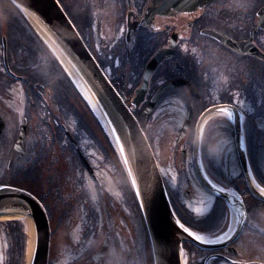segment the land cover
Listing matches in <instances>:
<instances>
[{"label":"flooded vegetation","instance_id":"af4514ba","mask_svg":"<svg viewBox=\"0 0 264 264\" xmlns=\"http://www.w3.org/2000/svg\"><path fill=\"white\" fill-rule=\"evenodd\" d=\"M203 2L201 6L179 9L176 0H168L162 9L166 4L163 0H88L89 7L81 8L78 3H72L70 9L79 19L81 16L94 19L97 33L103 29L102 24L97 25L99 20H111L107 42L103 45L98 42L97 49L105 64L107 62L111 82L122 92L130 108H133L130 101L142 81L146 65L157 54L165 53L148 79L144 100L135 110L142 123L145 121L155 151L158 148L153 137L162 131L174 135L169 141L172 150H165L167 155L163 160L165 164L170 159L169 167L175 171L176 179H180L171 191L166 182L168 175L163 176L173 208L176 203L182 206L178 201L181 198L179 189H199L200 186L194 145L202 115L207 114L202 118L198 156L201 169L209 178L218 174L232 178L234 171H239L237 160L233 163L234 171L229 170L230 161H223L225 170L218 167L222 160L210 152L216 146L235 148V131L230 116L223 111L208 115L209 110L227 106L232 110L233 120L236 115L240 118L243 131L247 125L252 138L264 140V13L258 14L264 8V0ZM17 14L21 17L11 0H0L2 177L30 180L35 172L45 173L47 178L41 195L45 199L55 196L58 210L60 233L56 237V264H155L142 218L140 223L139 213L128 201L125 190L117 188V193L105 190L102 202L90 201L87 179L92 183V192L97 185L79 152L95 174L105 167L106 158L101 154L102 162L98 159L94 165L85 151L82 137L89 139L90 130L94 128L86 117L83 127L86 132L80 128L79 93L72 85L69 87L70 81L62 66L54 59L48 60L46 50L39 51L33 44L32 52L22 51L18 61L23 65L18 67L16 44L11 38ZM224 37L244 43L240 48L247 51L233 50ZM168 81L182 84L165 91L145 120L142 111L154 92ZM189 111V127L179 138ZM24 126V146L15 152L12 165L7 168L13 145ZM158 143V147L165 145L162 141ZM259 157L258 150L254 154V164L259 162ZM260 170L264 171V165ZM66 177L68 183L64 180ZM99 178L101 185H105ZM250 198L252 202L245 204L244 224L237 235L230 237L229 243L220 242L217 247L208 248L182 239L181 264H264V202ZM187 215L181 223L200 235L202 241H220L229 231L227 210L221 212L215 229L196 226L203 218ZM122 221L123 228L119 226ZM95 224L96 233L84 234ZM241 238L246 240L241 241ZM105 241L107 250L98 259L93 258ZM244 248L252 252L258 249L261 253L244 254Z\"/></svg>","mask_w":264,"mask_h":264},{"label":"water","instance_id":"95a60500","mask_svg":"<svg viewBox=\"0 0 264 264\" xmlns=\"http://www.w3.org/2000/svg\"><path fill=\"white\" fill-rule=\"evenodd\" d=\"M13 1L17 3L21 9L25 8L38 21L44 32H47L50 35L59 49H61L73 62L78 74L88 87V91L91 93H88V95L97 100L99 105L105 111L106 116L111 123L115 138L114 135L112 136L121 158L126 164L127 173L129 176L132 174V178L131 176L129 178L149 230L155 251L156 264H176V259H174L176 253L173 250V246L176 241L172 239V242L170 239L171 234L174 232L172 222L170 220L171 211L165 197L162 181L152 151L143 130L138 123V120L133 115L132 110L127 106L122 95L115 90L113 85L106 78L95 58L86 48L84 42L81 40L77 31L56 0ZM163 1L166 4L162 9H165L168 4V0ZM203 1L207 0H176V4L179 9H187V7L194 8L196 5L201 6L204 3ZM263 13L264 8L260 9L258 12L259 16H262ZM127 28V35H129L128 25ZM53 41H50L51 43H49L52 45ZM226 43L236 51H240V47L244 45L241 42H233L229 39H227ZM164 55V52L157 54L147 64L143 74V81L136 90L131 101V104L134 105L135 109L140 102L143 101L148 76L162 60ZM179 84H182V82L169 81L160 86L151 97L146 111L153 106L155 101L165 90ZM188 122L189 117L181 130L180 137L183 136ZM2 127L3 123L0 119V132ZM235 128L236 148L240 164L245 171L246 165L243 157L244 155L240 148L237 122ZM25 136L26 130L24 126L21 127L18 139L11 151L9 166L12 163L16 150H19L24 146ZM79 154L82 163L87 167L90 174L94 178L92 169L82 157L81 153ZM197 174L203 186L211 194L219 196L231 203L238 204L242 208V220L244 219V205L239 197L212 187L202 177L198 167ZM244 175L250 193L256 198L264 201V195L256 191L251 186L246 173ZM133 180H135V184H133ZM137 192H139L140 195H137ZM9 206H18L26 209L28 215L33 221L35 229V244L30 264H47L50 227L48 217L42 203L37 197L27 190L13 186H0V209ZM106 249L107 242L95 258L102 255Z\"/></svg>","mask_w":264,"mask_h":264},{"label":"rangeland","instance_id":"374dc122","mask_svg":"<svg viewBox=\"0 0 264 264\" xmlns=\"http://www.w3.org/2000/svg\"><path fill=\"white\" fill-rule=\"evenodd\" d=\"M65 1H68V0H65ZM89 5H88V7H89ZM1 18H2V16H1ZM24 21L27 23V25L30 24L29 21L26 18H24ZM104 21L105 20H99V22H97V25L102 24V26H103V29L100 32L101 34L97 33L96 24L94 25V28H95V31H96V36H97L96 39L94 40V41H96L95 42L96 48L98 46V40L102 39V38L104 40L105 36L108 37V34L110 32L109 31V27L111 25V20H107L108 22H104ZM92 36H93V32L88 33V35H84L83 34V38L86 41H89V42H91L90 39H91ZM117 36H118V34H117ZM36 39L38 40V42L41 45H43V43L41 41L42 38L40 36H39V39L38 38H36ZM40 65L41 64H38V66H40ZM68 78L73 80L72 75L69 74V73H68ZM82 103H83V101L80 99V101H79V103L77 105L79 107V109H80L81 115L83 117H86V119L88 120L89 124H91V126L94 128L98 140H100L101 142L104 141L105 139L103 137V133H101V131L99 129L100 126L98 127V125L95 124L94 119L88 114V112H86V110L83 107ZM162 128H163V126L161 127V129ZM153 130L156 131L157 129L153 128ZM153 136H154V134H153ZM171 138L174 139V135L171 136V134H169L168 131H162L159 136L156 135L155 137H153V140L156 143V148H158V150L155 151V149L153 147V150H154V153H155V156H156V161L158 163L159 170L162 172V174L168 175V177L171 179L170 182L172 181L173 183L176 184L180 179L179 178L176 179L175 171L171 170V168L169 167L170 159L166 160L165 164L163 163L164 157H165V155H167V153H165V150H167L168 148H169V150H172L171 146L169 145V141L171 142ZM82 139H83L82 140V144L84 146H86V148H85L86 153L91 156L92 163L94 165H97L98 159H100L101 156H102L101 155L102 153L100 152V150L98 148V145L96 143H93L88 138L82 137ZM167 139H169V140H167ZM257 140H258V142H256V143H258V144L264 142V140L262 142H260L261 139H257ZM158 141H162L163 145L164 144L165 145L163 147H158L157 144H160V143H158ZM263 146H261L262 155H260V157H259V162H260L261 165H264V148H263ZM211 152L213 154H215V157H217L218 160H220V161L222 160V162L218 165V167H222V169L225 170L226 169V165L223 164V161H230L231 164H228L229 165V170L234 171L233 163L235 162V154H234L233 147L231 145H229L227 148L226 147H220V146L213 147L211 149ZM221 153H222V156H221ZM223 155H227V158H224ZM110 171H111V173H110ZM112 171H113L112 165H111L110 169H109V167L107 165L104 168L102 167L100 172L97 173V175L99 177H101L102 180L104 181L106 189L110 190L113 193H117V187H116L115 182H114V179L116 178V174L113 176V172ZM3 172H4V165H3V161L0 159V180H1L2 176H3ZM33 176L34 177L31 178L30 180L29 179H20L18 177V178H15L14 182L17 183L20 186L27 187V189H30V190L34 191L36 194H40L41 191L44 189L43 186L45 184V180H46L47 177L45 176V173H43L41 170L38 171V172L33 173ZM64 180L67 183L69 182V178L68 177L64 178ZM172 182H171V185L173 186L174 184H172ZM87 183H88L89 188L92 187V184H91V182L88 179H87ZM188 188H189L188 190H190L191 194L188 196V198L185 199L186 204H189L191 206V208L194 209L196 212L202 213V212L205 211L203 215L208 214L207 216H209V213H210L212 218L215 219V220L220 218L221 212L223 211L224 208H223L222 204H218L220 202H216L218 200L214 199V197L212 198L209 194L205 193L203 190H201L202 188L201 189H197V187L196 188L188 187ZM184 189L185 188H183V190ZM90 190H91V199H93V198L96 199L97 192H92L91 188H90ZM212 200H213V202H212ZM45 201H47V203H49L51 205L53 203V200L51 198H48ZM214 202H216V203H214ZM211 203L212 204L214 203V206H215L214 208L212 207V209H211V206L209 207V205H211ZM56 204H57V202H56ZM213 213H214V215H213ZM227 217H228V219L230 218L229 212H228V216ZM122 223H123V221L121 223H119V226L123 228V224ZM56 224H57L56 221H54V220L50 221L51 229L55 232L54 236H53L54 237L53 241H52V238H51L52 244H53V242H55V236H57L60 233L59 230H58V232L55 231L56 230ZM23 226H24V230H25V233H26V236H27V244L29 245V241H30L29 234L26 231V226H25L24 223H23ZM4 233L6 234V230L3 229L2 227H0V256H1V258H3L4 256H7L5 249L7 247L6 237H8V236H7V234H6V236H4ZM61 234H64V231H61ZM245 240H246L245 238H241V241H245ZM249 251H251L250 248H244V254H248ZM26 252H27V250H26ZM49 253H50L51 256L53 255V253H55V250L53 249V246H51V251H49ZM259 253H261V252L258 249H255L252 252L253 255H257ZM25 255H26V253H25ZM116 264H118V263H116Z\"/></svg>","mask_w":264,"mask_h":264},{"label":"trees","instance_id":"16d2710c","mask_svg":"<svg viewBox=\"0 0 264 264\" xmlns=\"http://www.w3.org/2000/svg\"><path fill=\"white\" fill-rule=\"evenodd\" d=\"M58 1L65 8V11L67 12L73 24L79 29L81 33H83L84 27L87 23L86 20H84V17L81 16L80 19L77 18L74 14H72V12H70V10L68 9L67 3H64L62 0H58ZM30 41L34 42L35 40L30 39ZM96 58L100 66H102V68L105 70L104 60H102L101 57L97 55H96ZM51 59H54V57L48 51V60H51ZM70 86L71 84L69 85V87ZM80 99L83 101L82 105L85 108L86 112L87 110L90 112L89 104L83 99L81 94L79 97V101ZM79 124H80V128L84 130L83 127H85L84 124L86 125V119L80 113H79ZM95 124H97L98 127L100 126L99 129L101 133H103V137L105 139L104 141H106L107 147H105L103 142L98 140L95 130L93 129L92 131L90 130V139H92V141L98 145L99 149L102 152V155L105 156L106 161H111L112 164H114L116 179H117L119 188L122 191L125 190V195L128 201L133 205L134 210L139 213L136 199L129 186V183L127 182L126 175L118 161L117 152L97 117H95ZM233 181L235 182L233 184V188H234L233 190L236 193H239L240 195H244V194L249 195L248 189L245 186L242 175H240L238 178L234 179ZM12 182H14V180H11L10 178L8 179V181H2V183H7V184H13ZM46 210H47L48 216H51L54 221L58 220V210H57L56 201H54L53 204L50 205V207H47ZM96 217L97 215L95 214V219ZM138 217L141 223L140 213ZM0 227L6 230V234L8 236L6 237L7 247L5 249L7 256H4L3 258L0 257V264H26L25 263L26 262L25 253H26V246H27V236L24 230L23 223H21V221L19 220H7V221L0 222ZM96 229H97V224H95L93 229L87 228L84 234L96 233L97 232ZM6 234L4 233V236H6Z\"/></svg>","mask_w":264,"mask_h":264},{"label":"bare ground","instance_id":"6f19581e","mask_svg":"<svg viewBox=\"0 0 264 264\" xmlns=\"http://www.w3.org/2000/svg\"><path fill=\"white\" fill-rule=\"evenodd\" d=\"M22 9H23L24 14L31 20V22L35 25L37 30L47 39V41L49 42L53 41L50 35L47 32H44L43 28L39 25L38 21L25 8H22ZM52 46H53L55 53L59 57L60 61L65 66V68L72 74V76L76 78L77 83L83 88L85 92H87V94L88 93L91 94L88 91V87L86 86L85 82L81 79L80 75L78 74V71L75 65L73 64V62L66 56V54L61 49H59V47L54 43V41L52 42ZM91 99L94 102L96 108L98 109V112L101 118L103 119L105 126L108 128L111 134L114 135L112 127H111V123L108 120L105 111L99 105L97 100H95L93 97H91ZM114 138H115V135H114ZM253 185H255L254 182H253ZM258 191L261 192L260 190ZM262 192H264V190ZM231 207H232V213H233L231 225L233 228L234 225H236V223L238 222L237 219L239 218L240 208L235 204H232ZM10 219L22 220L26 226V231L28 232L29 238H30L28 255H27V263L29 264V262H31V258H32L33 250H34V244H35V229H34L33 221L31 217L28 215L27 210L22 207L9 206V207L0 209V221L10 220Z\"/></svg>","mask_w":264,"mask_h":264},{"label":"snow or ice","instance_id":"6c2138e0","mask_svg":"<svg viewBox=\"0 0 264 264\" xmlns=\"http://www.w3.org/2000/svg\"><path fill=\"white\" fill-rule=\"evenodd\" d=\"M133 184H135V180H133ZM146 194V193H145ZM137 195H140L139 192H137ZM176 223L179 225L181 229H183L185 232H188L191 236L195 237L196 240H201L202 237L198 235L196 232H192L191 229L185 228L184 224H181L179 220H176ZM219 225V221L215 219H208L203 218L200 223L196 226L202 227L203 229H215Z\"/></svg>","mask_w":264,"mask_h":264}]
</instances>
